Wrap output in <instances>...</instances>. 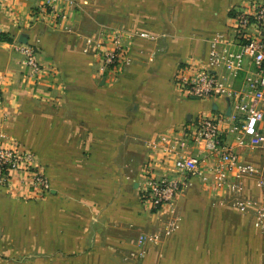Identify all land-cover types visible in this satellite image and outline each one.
Masks as SVG:
<instances>
[{"label":"crops","instance_id":"0c3cea01","mask_svg":"<svg viewBox=\"0 0 264 264\" xmlns=\"http://www.w3.org/2000/svg\"><path fill=\"white\" fill-rule=\"evenodd\" d=\"M249 1L76 0L69 34L39 9L41 0H0V115L6 113L0 133L32 150L50 184L41 193L18 175L0 186V264H139L138 258L162 257L170 234L146 244L140 256L141 233L178 216L184 226L205 199L216 212L232 211L228 193L198 179L159 211L144 206L141 189L162 170L177 175L167 158L193 119L227 107L223 98L187 96L175 75L199 64L209 40L227 32L231 8ZM97 12L108 23L100 26L154 36L132 37L131 61L119 72L102 71L97 58L82 52L83 17ZM21 36L37 47L43 68L37 81L16 48ZM238 151L244 161L262 164L260 150ZM255 179H245L243 193L264 206ZM263 249L261 237L257 264Z\"/></svg>","mask_w":264,"mask_h":264},{"label":"built area","instance_id":"2783aa9c","mask_svg":"<svg viewBox=\"0 0 264 264\" xmlns=\"http://www.w3.org/2000/svg\"><path fill=\"white\" fill-rule=\"evenodd\" d=\"M39 9L45 12L65 32L73 34L69 7L76 0H41ZM40 11V12H41ZM40 15V14H38ZM230 25L226 33L209 40V49L197 65H186L175 75L177 87L187 96L199 99L223 98L227 107L217 113L198 115L183 129V140L168 155L176 176L162 170L159 176L144 180L141 201L149 210L173 207L178 196L193 185V179L228 193L234 207L254 211L255 225L264 242V206L244 195V181L256 177L255 185L264 196V1L252 0L235 5L230 10ZM139 35L154 36L147 31H131L123 27L100 26L93 33L79 35L82 52L97 58L102 71L119 72L131 61L129 41ZM16 48L24 55L28 76L37 81L43 72L36 58L37 47L19 43ZM0 90V103H1ZM229 108V113H227ZM6 113L0 115V123ZM198 148L200 153H193ZM258 149L262 164L244 161L238 149ZM165 151H170L164 148ZM162 161L166 162L163 158ZM29 184L41 193L50 184L37 159L27 147L6 140L0 133V186L9 187L12 179ZM170 233L163 229L141 233L136 237L138 254L144 256L146 244H158ZM264 264V249L261 263Z\"/></svg>","mask_w":264,"mask_h":264},{"label":"rangeland","instance_id":"374dc122","mask_svg":"<svg viewBox=\"0 0 264 264\" xmlns=\"http://www.w3.org/2000/svg\"><path fill=\"white\" fill-rule=\"evenodd\" d=\"M98 5L99 3L96 7ZM98 14L97 12L94 19L86 20L83 17L82 30L85 33L91 34L100 25L108 24L105 23L106 19ZM112 21L114 20H110ZM203 201L206 204L202 207L203 211L199 212L195 208L196 211L192 215L189 214L188 221L182 228L179 227V216L175 218L174 223L168 225L170 234L162 257L138 258V263L257 264L262 233L255 225V212H243L229 203L227 204L233 207L232 211L216 212L214 206H209L206 199ZM191 221L198 223L192 224Z\"/></svg>","mask_w":264,"mask_h":264},{"label":"water","instance_id":"95a60500","mask_svg":"<svg viewBox=\"0 0 264 264\" xmlns=\"http://www.w3.org/2000/svg\"><path fill=\"white\" fill-rule=\"evenodd\" d=\"M19 42L27 43L26 36H21L20 39H19ZM228 113H229V109H228Z\"/></svg>","mask_w":264,"mask_h":264},{"label":"trees","instance_id":"16d2710c","mask_svg":"<svg viewBox=\"0 0 264 264\" xmlns=\"http://www.w3.org/2000/svg\"><path fill=\"white\" fill-rule=\"evenodd\" d=\"M1 39L10 40L9 38H7L6 36H4L3 34L1 35Z\"/></svg>","mask_w":264,"mask_h":264}]
</instances>
